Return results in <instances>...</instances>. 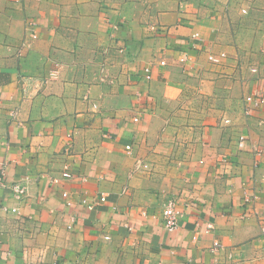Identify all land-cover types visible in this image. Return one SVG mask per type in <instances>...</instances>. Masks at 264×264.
I'll use <instances>...</instances> for the list:
<instances>
[{
	"label": "crops",
	"instance_id": "0c3cea01",
	"mask_svg": "<svg viewBox=\"0 0 264 264\" xmlns=\"http://www.w3.org/2000/svg\"><path fill=\"white\" fill-rule=\"evenodd\" d=\"M249 95L264 0H0V264H264Z\"/></svg>",
	"mask_w": 264,
	"mask_h": 264
},
{
	"label": "built area",
	"instance_id": "2783aa9c",
	"mask_svg": "<svg viewBox=\"0 0 264 264\" xmlns=\"http://www.w3.org/2000/svg\"><path fill=\"white\" fill-rule=\"evenodd\" d=\"M33 38H35V35H32ZM193 39H198V35L197 34H193L192 35ZM225 55L224 54H220L219 57L223 58ZM207 58L210 62H214L216 60V57L213 54H208ZM180 63H184L186 61V57L184 55H181V57L179 58ZM160 65H165V63L163 61L160 62ZM145 71V75L144 78L146 80L150 79V70L149 68L144 69ZM264 100L262 98H257L256 96L253 95H249L245 98L244 102L246 103V105L244 106V114L245 115H249L250 113V107H249V103H254L255 105L262 103ZM137 121V118L134 119V122ZM244 143H245V139L243 136H240L238 139V143L237 146L241 149L244 147ZM125 149L128 151L130 150V146H126ZM3 175V172L0 171V175ZM0 176V187L4 186V183L2 182ZM62 177L63 178H69L70 174L68 172H63L62 173ZM28 181V178L24 179V182ZM54 183H58V180H54ZM11 191H12V195L18 199L21 200L26 192V185L23 183H16L10 186ZM62 197L67 199V193H63ZM93 201L89 202L86 200H82L81 203L83 205H85L86 209H93L98 203H103L106 198L104 196V194L99 193L98 196H95V198H92ZM255 197H251V196H244L243 197V205L244 206H249L253 201H254ZM70 202H67V204H69ZM13 213L17 212V209L13 208L11 210ZM182 216V209L176 204L174 199H169L166 201V203L163 205L162 209H161V218H162V223L163 226L165 228L166 231L168 232H172L175 231L177 226H178V222H179V218ZM209 229L206 230V232H208ZM264 233V230H263ZM214 247H219V244L217 242H214Z\"/></svg>",
	"mask_w": 264,
	"mask_h": 264
}]
</instances>
